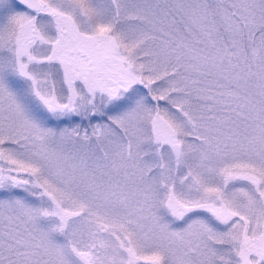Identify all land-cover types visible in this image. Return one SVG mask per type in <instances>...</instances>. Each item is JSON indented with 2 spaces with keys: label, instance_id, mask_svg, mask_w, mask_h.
I'll return each instance as SVG.
<instances>
[{
  "label": "snow or ice",
  "instance_id": "6c2138e0",
  "mask_svg": "<svg viewBox=\"0 0 264 264\" xmlns=\"http://www.w3.org/2000/svg\"><path fill=\"white\" fill-rule=\"evenodd\" d=\"M0 264H264V0H0Z\"/></svg>",
  "mask_w": 264,
  "mask_h": 264
}]
</instances>
